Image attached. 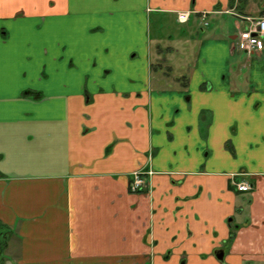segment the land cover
<instances>
[{
  "label": "crops",
  "instance_id": "obj_1",
  "mask_svg": "<svg viewBox=\"0 0 264 264\" xmlns=\"http://www.w3.org/2000/svg\"><path fill=\"white\" fill-rule=\"evenodd\" d=\"M263 15L264 0H0L2 264H264V46L235 48ZM174 23L188 33L158 36Z\"/></svg>",
  "mask_w": 264,
  "mask_h": 264
},
{
  "label": "built area",
  "instance_id": "obj_2",
  "mask_svg": "<svg viewBox=\"0 0 264 264\" xmlns=\"http://www.w3.org/2000/svg\"><path fill=\"white\" fill-rule=\"evenodd\" d=\"M200 17L206 25L205 19L207 18V13L201 14ZM187 19V13L181 12L178 14L179 22H186ZM245 21L247 22V27L238 32L235 40V48L240 52L251 55L261 50L264 46V16L256 19L246 18ZM151 175L152 172L145 169L132 172L128 186L129 192L137 194L144 191L148 186L146 179ZM232 184L238 192H248L252 190L251 184L246 181Z\"/></svg>",
  "mask_w": 264,
  "mask_h": 264
},
{
  "label": "rangeland",
  "instance_id": "obj_3",
  "mask_svg": "<svg viewBox=\"0 0 264 264\" xmlns=\"http://www.w3.org/2000/svg\"><path fill=\"white\" fill-rule=\"evenodd\" d=\"M264 16V15H263ZM261 17V16H260ZM259 18V17H258ZM199 19L203 22V20L201 19V17L199 16ZM229 19H230V22L231 21H234V18L233 17H230L229 16ZM206 20V19H205ZM206 22V21H205ZM152 27L154 28V29H156L155 28V24L153 23L152 24ZM247 27V25H244V29ZM243 28H241L240 29V31L243 29ZM159 31V30H158ZM184 32V33H183ZM155 33V31L153 30V34ZM170 33H173L174 34V38L176 37V35L175 34H187L188 32H187V27L186 26H181V25H177L176 23H174V24H170L169 26L167 25V26H164V27H162L161 28V32L158 34V36L160 35V36H163V38H164V40H167V41H170V40H168V35L170 34ZM175 40H176V38H175ZM235 40H236V37H235ZM192 51V50H191ZM254 53H256V52H254ZM253 54V53H252ZM190 61H191V59H190ZM192 65V64H191ZM160 67H162V66H160ZM164 67H166V65H164ZM164 73L166 74V73H171L170 72V70L166 67L165 69H164ZM233 241V239L231 240V242ZM0 244H2V257H3V253H4V251H3V249H4V243L2 242V241H0ZM228 245H231V243L229 242L228 243Z\"/></svg>",
  "mask_w": 264,
  "mask_h": 264
},
{
  "label": "flooded vegetation",
  "instance_id": "obj_4",
  "mask_svg": "<svg viewBox=\"0 0 264 264\" xmlns=\"http://www.w3.org/2000/svg\"><path fill=\"white\" fill-rule=\"evenodd\" d=\"M179 13H181V12H179ZM178 13V14H179ZM184 13H187L188 14V12H184ZM178 14H177V20H178ZM188 19H189V14H188ZM188 19H187V21H188ZM186 21V22H187ZM179 22V21H178ZM186 22H183V23H186ZM179 23H181V22H179ZM243 53V52H242ZM142 169H145V168H142ZM145 170H149V169H145ZM148 177H150V176H148ZM147 180V179H146ZM243 180H237L236 179V177H233V178H231V181H230V186L236 191V189H235V187L233 186V184L232 183H238V182H242ZM147 182H148V180H147ZM246 182H248V181H246ZM250 183V182H249ZM251 184V186H252V188H253V185H252V183H250ZM149 185V184H148ZM148 187L149 186H147V188L144 190V191H147V189H148ZM238 192V191H237ZM248 192H250V191H248ZM239 193H245V192H239Z\"/></svg>",
  "mask_w": 264,
  "mask_h": 264
},
{
  "label": "trees",
  "instance_id": "obj_5",
  "mask_svg": "<svg viewBox=\"0 0 264 264\" xmlns=\"http://www.w3.org/2000/svg\"><path fill=\"white\" fill-rule=\"evenodd\" d=\"M233 233H231V235L229 236V241H231L233 239ZM2 244H0V264H2Z\"/></svg>",
  "mask_w": 264,
  "mask_h": 264
},
{
  "label": "water",
  "instance_id": "obj_6",
  "mask_svg": "<svg viewBox=\"0 0 264 264\" xmlns=\"http://www.w3.org/2000/svg\"><path fill=\"white\" fill-rule=\"evenodd\" d=\"M216 258L219 259V260H222L223 258V251L220 250L217 254H216Z\"/></svg>",
  "mask_w": 264,
  "mask_h": 264
}]
</instances>
